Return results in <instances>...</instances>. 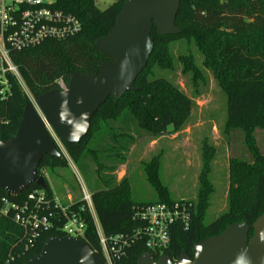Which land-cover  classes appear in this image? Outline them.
<instances>
[{"label": "trees", "instance_id": "obj_1", "mask_svg": "<svg viewBox=\"0 0 264 264\" xmlns=\"http://www.w3.org/2000/svg\"><path fill=\"white\" fill-rule=\"evenodd\" d=\"M126 1L116 0L101 10L96 0H54L55 9L73 15L81 22V32L64 40H49L38 47L10 52L24 86L35 100L57 89L59 80L68 86L75 73L96 77L105 61H114L100 51L97 42L115 28ZM175 24L180 31L176 35L159 36L155 27L152 29L155 47L146 69L136 80L137 91L128 92L117 103L112 98L107 99L92 118L88 134L77 143L64 144L70 160L82 170L92 172L97 179V188L91 197L106 237L130 235L137 230L141 225L134 219L137 207L175 203L168 199L157 171L149 173L148 181L159 199L149 203L133 200L127 178L117 182L115 177L108 176L116 170L120 160H125L137 141V132L147 137L175 133L190 116L194 107L192 100L171 81L157 77L155 73L156 68L164 69L173 63L170 48L174 43L192 42L204 54V63L223 80L227 99L225 132L229 128H240L249 141L253 140L250 134L255 127H264V0H181ZM9 80L10 95L0 99L2 142L16 134L29 102L16 78L9 76ZM250 149L255 156L253 166L243 161L230 164L226 212L206 223L212 187L203 180L198 200L187 201L191 204L189 227L184 229L180 224L174 225L171 243L162 253H154L145 242L138 241L131 245L125 258L114 264H137L148 252L153 253L156 261L161 255L174 262L183 254L193 259L192 249L197 243L220 235L235 223H247L251 227L264 214V155L258 146L252 145ZM102 157L108 163L102 162ZM67 167L68 160L63 155H45L38 168V174L46 183L44 188L32 184L17 196H8L0 189V198L15 203L23 202L32 192H43L45 202L50 205L49 211L58 214L54 226L38 229L35 239L31 238L28 229L14 221L12 211L8 216L0 215V264H26L40 255L46 241L64 237L61 229L67 219L53 205L54 191L43 171L49 169L53 173L57 168ZM70 191L74 196V189ZM83 205L82 199L75 198L68 206L78 212L85 223L82 242L101 255L93 218L87 210L79 212ZM252 236L251 230L249 237Z\"/></svg>", "mask_w": 264, "mask_h": 264}, {"label": "water", "instance_id": "obj_2", "mask_svg": "<svg viewBox=\"0 0 264 264\" xmlns=\"http://www.w3.org/2000/svg\"><path fill=\"white\" fill-rule=\"evenodd\" d=\"M181 0H127L115 28L98 40L100 51L114 61H105L96 77L73 74L66 91L54 89L28 102L16 134L0 141V189L17 196L32 184L44 188L38 168L45 155L59 157L56 140L77 143L86 136L100 106L112 98L115 103L135 92L159 36L179 34L176 17ZM253 236L249 237L250 231ZM193 256L177 261L161 255L156 261L144 254L137 264H264V214L250 227L235 223L220 235L193 247ZM26 264H106L103 258L79 239L52 238L39 256Z\"/></svg>", "mask_w": 264, "mask_h": 264}, {"label": "rangeland", "instance_id": "obj_3", "mask_svg": "<svg viewBox=\"0 0 264 264\" xmlns=\"http://www.w3.org/2000/svg\"><path fill=\"white\" fill-rule=\"evenodd\" d=\"M115 1L96 0V5L105 10ZM170 50L173 63L164 66V69L156 68L155 73L157 77L171 81L192 100L194 107L190 116L175 133L147 137L137 132V141L125 160L116 163V170L108 176L115 177L117 182L127 178L132 198L137 203L159 199L148 181L149 173L157 171L168 199L175 202L198 200L202 181L206 180L212 187L206 217V223H211L228 209L231 162L243 161L253 166L255 156L250 149L252 145L258 146L264 155V127H255L250 134L253 140L249 141L240 128H229L225 132L227 99L223 80L204 63V54L192 42L178 41ZM33 99L31 103L35 106ZM102 159V162L108 163L106 158ZM43 172L54 197L63 207L68 206L72 199H82L83 188L90 194L97 188V179L92 172L82 170L71 160L67 168H57L53 173L44 169ZM72 189L74 196L70 191Z\"/></svg>", "mask_w": 264, "mask_h": 264}, {"label": "built area", "instance_id": "obj_4", "mask_svg": "<svg viewBox=\"0 0 264 264\" xmlns=\"http://www.w3.org/2000/svg\"><path fill=\"white\" fill-rule=\"evenodd\" d=\"M81 30V22L75 16L55 9L54 0H0V99H6L10 95L9 76L16 78L29 102L33 99L10 58V52L38 47L49 40H64L77 35ZM57 87L61 91L68 88L63 80L57 82ZM55 140L58 150L70 161L62 142L57 138ZM45 199V194L38 191L28 194L21 203L1 197L0 215L8 216L12 211L14 221L28 229L31 238L35 239L38 229L52 228L58 218L57 213L49 211L50 205ZM82 201L85 205L79 212L87 210L93 218L100 256L106 264H114L125 258L131 245L138 241L145 242L150 251L162 253L171 243L174 225L180 224L184 229L190 225L191 204L156 203L135 209L134 219L141 225L132 234L106 237L98 223L91 194L85 188L82 189ZM53 202L67 219L61 229L64 237L82 241L85 237V223L78 212L72 211L70 206L63 207L56 197ZM152 252L148 253L153 255Z\"/></svg>", "mask_w": 264, "mask_h": 264}]
</instances>
